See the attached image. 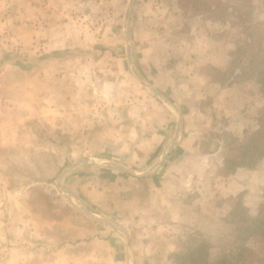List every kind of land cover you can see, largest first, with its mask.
Here are the masks:
<instances>
[{
  "label": "crops",
  "instance_id": "0c3cea01",
  "mask_svg": "<svg viewBox=\"0 0 264 264\" xmlns=\"http://www.w3.org/2000/svg\"><path fill=\"white\" fill-rule=\"evenodd\" d=\"M244 4L133 0V60L177 107L180 135L148 176L87 165L98 173L80 182L87 201L126 228L132 264H170L194 237L209 241L212 261L234 224V206L241 203L251 217L264 207V92L251 50L252 30H264V0H250L245 19ZM128 5L0 0L1 102H20L4 90L25 88L39 106L25 117L29 139L24 135L22 145L0 139V181L15 177V168L31 177L27 164L37 170L44 163L46 171L33 173L41 178L35 184L42 183L66 159L113 161L137 173L157 163L178 119L131 67ZM262 45L264 55V37ZM35 216L39 224H29L25 215L17 234L16 215H9V238L0 244L11 250L9 263H129L124 237L107 224L75 214L68 226L63 220L51 225ZM16 249L23 254L18 259Z\"/></svg>",
  "mask_w": 264,
  "mask_h": 264
},
{
  "label": "rangeland",
  "instance_id": "374dc122",
  "mask_svg": "<svg viewBox=\"0 0 264 264\" xmlns=\"http://www.w3.org/2000/svg\"><path fill=\"white\" fill-rule=\"evenodd\" d=\"M244 1L247 2V0ZM14 62L23 65L22 61L15 60ZM2 63H4V61L0 60V65ZM4 93L7 94V96L10 95L11 97L15 95V97H17L15 98V101L20 102L16 104L2 103L0 98V130L4 131L1 133L3 135H0V139L5 142H10L13 145L20 146L25 140V136L27 139H29V136L25 135L24 132L29 129L26 126L28 123H26L27 121H25V117L26 115L28 116L31 107L33 113L35 110H38L39 106L36 105L35 108L33 105L38 104L36 103L38 101H34V103L31 104V100L36 95L32 94L30 96L28 94V90L25 88L5 89ZM0 97L2 96L0 95ZM26 100L27 102L25 103ZM32 140L33 138L28 141ZM51 143L55 144V140L52 139ZM72 162V160L66 159L61 167L53 169V172H55L54 175L42 177L45 179L41 180L42 183L35 184V181H40L39 179L41 178L34 176L33 173L34 171H41L42 173L46 171L44 170V163H42L39 166L40 169L38 168L37 170L33 166V163V168H27V164L25 169L29 170L28 172H31V177H21L17 172L22 169L15 168V170L13 169L15 177H12L11 179H2L3 181H0V244L9 238L7 226L10 214L16 215L17 234L19 232V226L23 228L25 215V219L28 220L29 224L31 225L39 224L33 219V217H37L35 215L43 218V220L47 222L46 224L51 225L54 224V220H63L65 226H68L67 223L71 222L72 217L75 214L80 215L81 217L89 218L90 220L93 219L88 217L82 211L81 205L72 196V194L62 190L58 184L59 180L62 184L70 187L93 213L100 217L111 218V216L99 213L98 209L87 201V197L84 195L82 184H80L81 181L86 179L88 174L98 172H94V169L88 170L86 169L87 165H82L73 168L61 179L59 178V174L68 166H70ZM137 171L141 173L140 171L142 170L138 169ZM27 181L32 183L27 184ZM32 212L34 216H31ZM260 214L264 215V207L261 208ZM262 218L263 219H256V222H246L235 225L233 224L234 227L230 226L229 234L222 239L223 248L221 253L216 259L213 257L212 261L210 259L209 253L206 254L203 261L204 264H264V216H262ZM96 223L98 224V222ZM106 226L109 225L107 224ZM110 228L112 229L113 233H119L112 227ZM34 231L35 228H32L33 233ZM10 251L11 250L7 247L6 243H4L3 246L0 245V264H14L11 262L9 263ZM18 253H20L18 249H16V252L13 251V257L15 256L18 259ZM160 254L163 255L164 250H161ZM19 255L22 256L23 254L20 253ZM158 259H160V256Z\"/></svg>",
  "mask_w": 264,
  "mask_h": 264
},
{
  "label": "water",
  "instance_id": "95a60500",
  "mask_svg": "<svg viewBox=\"0 0 264 264\" xmlns=\"http://www.w3.org/2000/svg\"><path fill=\"white\" fill-rule=\"evenodd\" d=\"M132 8H133V0H129V5H128V20H127V26H126V38H127V44H128V53H129V59H130V63H131V67L133 69V71L135 72V74L138 76V78L145 84V86L152 91L157 97H159L177 116L178 119V125H177V131L176 134L174 136V138L168 143V145L166 146L165 150L163 151V153L161 154L159 160L157 161V163L150 168V170L146 171V172H142V173H137L135 172L133 169L126 167L124 165H121L117 162H113V161H107V160H103V161H92L89 159H84V160H80L78 162L72 163L70 166H68L65 170H63L60 174H59V178L61 179L67 172H69L70 170H72L73 168L77 167V166H82V165H93V166H101V167H106V168H111L114 170H119V171H125V172H129V173H133L136 174L138 176H148L150 174H152L165 160V158L167 157V155L170 153L172 147L174 146V144L176 143L179 135H180V131H181V117L179 114V111L177 109V107L167 98L165 97L161 92H159L157 89L153 88L151 86V84L148 82V80H146L137 70L136 64L133 60V56H132V49H131V37H130V19H131V13H132ZM58 184L60 185V187L62 188L63 191L72 194V196L77 200V202L81 205L82 207V211L89 217L98 220L100 222H103L105 224H108L110 227H112L113 229H115L116 231H118L125 239L126 245H127V251H128V264H132V257H131V252H130V237L129 234L126 230V228L121 225L118 221L108 218V217H100L98 215H96L95 213H93L86 205L85 203L77 196V194H75V192L68 187L67 185H64L61 183V181H58Z\"/></svg>",
  "mask_w": 264,
  "mask_h": 264
},
{
  "label": "trees",
  "instance_id": "16d2710c",
  "mask_svg": "<svg viewBox=\"0 0 264 264\" xmlns=\"http://www.w3.org/2000/svg\"><path fill=\"white\" fill-rule=\"evenodd\" d=\"M250 0H247L244 5H247ZM242 16L245 19V16H248L249 12H251V7L247 5L246 7L241 9ZM245 12L247 14H245ZM251 35L255 37V45L251 47V50L254 52L253 54L256 55V62H257V71H260V74L262 75V92H264V55L261 54L263 50V45H262V38L264 37V30L256 26L254 30H252ZM242 49H245L244 46H242ZM161 152V150H160ZM158 151L157 155H160ZM247 151L242 155L241 160L238 162L240 165H243L246 163L247 160ZM252 155V154H251ZM250 155V157H251ZM261 155V154H260ZM259 155L257 153L254 155V159H258ZM250 164L252 163L251 161L249 162ZM260 213L258 216L251 217L248 215V212L246 209L241 205V203L237 204L233 208V213H232V222L235 224H242L246 222H256V219H263ZM247 217V218H246ZM209 251V241L206 238H198L194 237L190 239V241L186 242L185 245L174 252L172 256V262L170 264H204V259L205 255L208 254Z\"/></svg>",
  "mask_w": 264,
  "mask_h": 264
}]
</instances>
